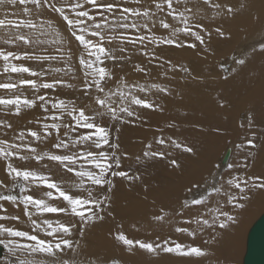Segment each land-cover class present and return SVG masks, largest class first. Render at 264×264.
I'll return each mask as SVG.
<instances>
[{
    "label": "snow or ice",
    "instance_id": "6c2138e0",
    "mask_svg": "<svg viewBox=\"0 0 264 264\" xmlns=\"http://www.w3.org/2000/svg\"><path fill=\"white\" fill-rule=\"evenodd\" d=\"M133 3L141 6H126V0H121L119 3L117 0H0V7L5 9L21 7L23 13L22 16L12 13V18L6 13L4 18H0V39L3 40V45L11 46L10 49L0 46V62H2L0 74L7 77L0 82V90L8 94L0 95V106L13 116H21L23 111L34 109H40L47 114L49 106L55 110L53 114L46 116L51 123H44L42 131L31 129L20 131L12 140L7 138L5 132V138L0 139V162H2L0 169L5 173L4 177L0 178V246L7 249L13 258L12 264H85L84 261L76 259L81 250L87 247L86 243H82L85 232L107 217H113L110 194L116 187L117 179L130 184L141 179L139 173L130 174L128 170H123L122 159L127 158V153L121 151L119 137L113 140L111 131L97 123L95 116L89 115L85 107H78L73 100L50 98L46 93L29 98L19 90L31 88L38 92L41 89H74L77 87L76 84L56 75H53L50 82L43 80V77L53 73L69 76L71 73L70 79L75 80L78 78L76 72L79 71L82 73L79 77V87L82 94L94 103L95 111L99 112L103 109L112 119L131 123L132 121L124 117L136 116L139 119L133 106L153 111H163V109L160 105L137 96L133 89L138 86L127 84L123 77L116 80L115 90L109 88L108 83L113 80L114 72L105 62L112 60L116 63L130 59L123 55L128 51L123 47L124 44H131L133 47L139 45L141 54L150 55V58L155 60L158 58L157 53L149 54L146 51L147 44H154L157 47L168 45L195 49L197 47L195 43L181 42L174 37L182 33L194 37L200 45H205L204 35L201 33L211 35L201 23H190L194 19L189 15L192 10L187 7L183 11L179 10L181 0H152L155 11L151 7H143L141 0H133ZM203 3L210 4L215 9L223 8L224 13L233 18L246 7L244 3H241L239 8L231 4L212 3L211 0H203ZM157 13H166L167 17L178 21L181 26L175 27L166 18L160 19L159 27L170 30V35L157 37L153 31L155 23L151 27L148 23L155 21ZM132 18L135 20L129 23ZM141 18L145 20L143 30L149 33L148 36L143 34L136 22ZM254 20L264 24V18L259 15L254 17ZM61 29L69 34L67 41ZM119 29L125 31H120L119 35L109 34ZM129 29L135 30L137 34L126 35L125 32ZM215 32L219 37H225V32L221 28H216ZM73 39L78 43L82 53L78 58V69L72 66L73 57L76 55L71 48ZM117 40L120 56L114 54V49L106 47V44L111 45ZM256 43L257 46L253 47L252 52L264 54V39ZM45 45L55 46L56 54H49ZM205 51L208 49L205 48ZM53 61L62 62L64 67L53 68L51 64ZM26 62H32L37 67ZM46 62L47 67H45ZM164 63H167L169 70L172 71H189L182 65L172 64L171 61ZM234 63L239 69H243L247 60L239 58ZM135 71L148 74V69L141 65H136ZM152 87L169 94L167 88L158 85ZM139 91L144 92L146 89L139 88ZM220 107H225V103L220 102ZM65 114L71 118V123L63 122ZM251 122L250 115L249 125ZM12 127V124L6 120H0V128L12 129ZM62 129H64L63 136ZM70 133H74L75 136H71ZM45 141L50 145L48 150L39 149V144ZM155 143L160 145L161 149L170 146L179 149L182 153L193 156L196 154L193 147L173 138L166 140L163 136H159L155 138ZM236 147L256 149L259 146L255 140L246 139ZM105 148L108 150H103ZM161 149L154 150L153 144L149 142L145 144L143 156L147 159L167 160L172 169H180V161L172 157L171 152ZM249 155L254 157L255 153ZM29 160L37 164L45 160L55 162L64 171L79 178V190L73 192L53 180L50 175L16 163ZM219 167L220 165H215L216 169ZM227 167L232 169L235 165L229 163ZM243 167L245 169L251 167V162L247 158ZM85 183L92 187H85ZM200 187L201 185L197 183L187 191L192 192L193 188ZM256 191L264 192V175L229 173L228 178L225 179L224 175L217 171L213 176V183L204 192L191 200L186 199L182 205L183 208L201 206L207 209V212L212 214L211 220L204 218L206 213H201L195 219L198 230L177 227L175 231L195 239L197 231L202 232L204 228L212 229L215 235L204 243H213L225 230L238 223L235 211L232 210H244L247 206L246 202L251 200L252 194ZM40 192H43L42 196L38 195ZM6 204L22 210L23 216L32 225L31 230H22L11 223L21 222V216L10 214ZM225 205L231 210H223ZM46 213L63 214L68 219L63 223L57 221L56 226L53 227L50 219L38 222L33 218ZM167 215L161 209V213L154 215L152 219L163 222ZM5 221L9 223L6 224ZM192 222L191 219L185 221L189 225ZM216 229L220 231L217 232ZM41 232L44 233L43 237L40 235ZM77 233L78 238H76ZM113 239L130 255L140 252L154 259L175 257L197 262L214 255L209 248L180 242L171 237L163 239L157 237L156 241L132 239L123 231H117ZM87 264H121V262L118 259L102 260L99 257H92Z\"/></svg>",
    "mask_w": 264,
    "mask_h": 264
},
{
    "label": "bare ground",
    "instance_id": "6f19581e",
    "mask_svg": "<svg viewBox=\"0 0 264 264\" xmlns=\"http://www.w3.org/2000/svg\"><path fill=\"white\" fill-rule=\"evenodd\" d=\"M121 2V0H117ZM212 3L222 5L231 4L237 8L241 3L246 7L242 9L235 18L228 16L222 9H215L210 4H204L203 0H181L179 10L185 7L192 10L189 13L194 19L190 23L199 22L204 25L207 33L204 35L205 45H200L194 37L185 36L182 33L175 39L181 42L195 43V49L189 47L176 48L174 46L147 44L146 51L151 54L157 53V59L152 60L149 56L141 54L140 46L133 47L131 44H124L128 51L123 55L130 57L123 61L114 63L107 60L106 65L114 72V78L108 83V87L115 90L116 80L123 77L127 84L137 85L133 92L142 99L160 105L163 111H153L149 109L133 106L139 119L134 117H124L131 123H122L120 120L112 119L111 115L101 109L95 111L96 106L88 100L79 87L82 75L76 72L78 77L75 80L63 73L43 77L45 81H51L53 75L68 80L76 84L74 89L57 88L55 90L34 91L31 88H22L20 93L32 98L36 94H47L50 98L73 100L78 107H85L89 115L95 116V121L107 127L112 138L119 137L121 151L127 153V158L122 159L123 170H128L130 174L139 173L141 179L133 183L117 179L116 187L112 190L111 210L113 217H107L103 222H98L85 232L84 240L87 247L81 250L77 260L87 261L92 257H99L102 260L118 259L121 264H241L246 252V240L250 228L264 214V192L256 191L252 194L251 200L247 201L244 210H232L238 219V223L225 230L216 241L205 244V240H211L215 235L212 229L204 228L202 232L197 231L195 239L185 234L177 233V227H189L198 230L195 219L201 213H206L204 218L211 220V213L201 206L183 208L184 201L191 200L204 192L213 183V176L217 171L228 178L231 175H264V54L253 53V47L257 46V41L264 39V24L257 23L254 17L264 18V0H211ZM143 7H151L155 11L152 0H141ZM126 6L140 7L133 3V0H126ZM12 18V13L22 16L21 7H0V18L5 14ZM167 19L175 27H180L178 21L167 17L166 13H157L155 21H148L151 27L155 23L153 31L157 37H168L170 30L159 27L160 19ZM135 18L130 19L131 23ZM145 36L149 33L143 30L144 18L136 21ZM221 28L225 32V37H219L215 29ZM122 29L112 32L119 35ZM65 41L69 39V34L61 29ZM126 35L134 36L136 31L129 29ZM119 44V41H118ZM0 46L3 45L0 39ZM49 54H56L55 46L45 45ZM67 47V44L65 45ZM71 48L74 55L72 66L79 68L78 58L81 55L78 43L73 39ZM205 48L208 51H205ZM121 53L117 51L116 56ZM245 58L247 64L243 69H239L234 63L236 59ZM171 61L172 64L182 65L189 71L169 70V65L164 63ZM33 67L37 65L32 62ZM47 62L45 63V67ZM52 67L63 68L62 62H51ZM162 64L163 66H158ZM141 65L148 69V74L136 72L135 66ZM2 66V62H0ZM236 69V71H233ZM227 77V79H224ZM6 75L0 74V82L6 79ZM15 78V74H13ZM153 85H158L169 90V94L158 91ZM139 88H145L141 92ZM0 95H8L4 90H0ZM220 102L225 103V107H220ZM55 110L49 106L46 114L40 109L25 110L21 116L8 114L3 106H0V120H6L12 124V129L0 128V139L12 140L20 131L29 129L42 131L44 123H51L46 116L53 114ZM57 115L59 113H56ZM242 114L245 115L244 122ZM252 117L249 125V116ZM97 117V118H96ZM99 119V120H98ZM111 121V122H110ZM64 123H71V118L66 114L63 116ZM172 125V127H169ZM243 125V127H241ZM119 129V132H117ZM83 131V130H81ZM64 129L61 130L63 136ZM75 136L74 133H70ZM163 136L166 140L173 138L182 144L189 145L195 149L196 154L189 155L182 153L179 149L165 146L161 149L155 143V138ZM30 139V138H28ZM67 139V137H65ZM246 139L255 140L259 146L256 149H238L237 144H241ZM151 142L153 149L166 150L172 153V157L177 158L181 163L180 169H172L167 160L147 159L143 156L145 144ZM34 146H35V142ZM50 147L47 141L39 144V149L48 150ZM232 150L230 159L226 165L222 164V159L228 149ZM79 148L76 149L78 151ZM107 151L108 149H103ZM53 151H58L54 150ZM99 151V150H96ZM249 153H255L252 157ZM59 154V152H58ZM251 162V167H243L245 160ZM2 163V162H0ZM18 165L31 167L52 177L63 187L78 191L79 178L67 173L55 162L47 160L37 164L33 160L17 161ZM235 165L228 169L227 165ZM215 165H220L219 169ZM211 174V175H210ZM5 173L0 169V178ZM10 183V182H9ZM199 183V189L193 188L192 192L187 189ZM85 187L91 188L85 183ZM95 192V190L93 189ZM43 195V192L38 193ZM86 196L87 193L85 192ZM215 199H222L215 197ZM223 202V201H222ZM212 205V201L209 202ZM12 215H20L21 222H11L14 226L22 230H31L32 225L23 216L22 210L5 205ZM161 209L168 215L163 222H156L152 217L161 213ZM223 210H231L225 205ZM34 211V210H33ZM38 222L50 219L53 227L57 221L63 223L68 217L63 214L46 213L43 216H34ZM193 222L189 225L187 220ZM4 223H9L5 221ZM43 226V225H42ZM117 231H123L129 238L156 241L157 237L177 239L180 242L199 245L202 248H209L214 255L192 262L175 257H162L154 259L147 254L137 252L135 255L128 254L122 246L115 243L113 237ZM216 231H220L216 229ZM40 235L43 237L44 233ZM79 234H76V238ZM5 249V248H4ZM12 257L7 249L4 257L0 259V264H12Z\"/></svg>",
    "mask_w": 264,
    "mask_h": 264
},
{
    "label": "water",
    "instance_id": "95a60500",
    "mask_svg": "<svg viewBox=\"0 0 264 264\" xmlns=\"http://www.w3.org/2000/svg\"><path fill=\"white\" fill-rule=\"evenodd\" d=\"M231 153L229 148L222 159L223 165L228 163ZM246 242L242 264H264V214L250 228ZM4 251V247L0 246V259L3 258Z\"/></svg>",
    "mask_w": 264,
    "mask_h": 264
},
{
    "label": "rangeland",
    "instance_id": "374dc122",
    "mask_svg": "<svg viewBox=\"0 0 264 264\" xmlns=\"http://www.w3.org/2000/svg\"><path fill=\"white\" fill-rule=\"evenodd\" d=\"M112 33V32H111ZM111 33H109L110 35H113V34H111ZM118 46H119V44H118V40L117 41H114L111 45H107L106 44V47H109V48H112V49H114V54L115 55H117V51H118ZM47 65V64H46ZM109 114V113H108ZM97 118V117H96ZM99 120V119H98ZM244 120H245V115L244 114H242V121L244 122ZM111 122V121H110ZM4 257V256H3ZM242 264V263H241Z\"/></svg>",
    "mask_w": 264,
    "mask_h": 264
}]
</instances>
